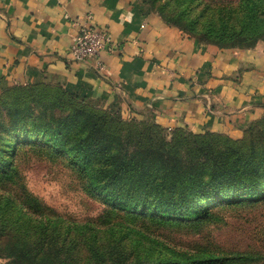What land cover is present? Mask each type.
I'll return each mask as SVG.
<instances>
[{"label": "trees", "instance_id": "1", "mask_svg": "<svg viewBox=\"0 0 264 264\" xmlns=\"http://www.w3.org/2000/svg\"><path fill=\"white\" fill-rule=\"evenodd\" d=\"M174 1L180 12L171 20L163 14L166 5L142 0L166 25L183 26L199 43L236 50L264 43V0H234L219 9L201 7L198 0ZM98 104L60 86L15 87L0 94V188L20 193L18 202L9 201L19 215L36 219L29 226L17 213L6 221L0 212V253L8 264H80L82 249L86 264H264L260 254L225 256L200 246L159 249L155 237L162 230L196 229L215 208L264 203V119L233 141L124 121ZM23 150L61 159L88 198L145 231L100 222L103 227L93 234L94 224L66 222L22 183L13 162ZM10 221L20 224L11 228ZM70 225L76 226L71 232ZM130 239L128 247L124 242Z\"/></svg>", "mask_w": 264, "mask_h": 264}, {"label": "crops", "instance_id": "2", "mask_svg": "<svg viewBox=\"0 0 264 264\" xmlns=\"http://www.w3.org/2000/svg\"><path fill=\"white\" fill-rule=\"evenodd\" d=\"M87 16L116 48L76 63L70 40ZM32 85L60 86L122 120L236 140L264 114V45L199 43L142 0H0V93Z\"/></svg>", "mask_w": 264, "mask_h": 264}, {"label": "rangeland", "instance_id": "3", "mask_svg": "<svg viewBox=\"0 0 264 264\" xmlns=\"http://www.w3.org/2000/svg\"><path fill=\"white\" fill-rule=\"evenodd\" d=\"M198 1L201 3V7L209 4L210 7H218V9L229 8L230 4L234 5V0ZM163 5H166L163 14L171 20L175 19L177 16L175 18L174 16L180 12L179 7L175 5V1L156 0L158 8L163 7ZM186 5L184 4L183 7ZM184 19H187V17ZM174 28L190 38L193 37L191 33L184 30L183 26ZM257 45H264V43L258 42ZM98 105L105 110L102 105ZM263 119L264 114L257 121ZM243 134L244 132L240 138L233 141L242 139ZM17 156L18 159H15L13 165L17 167L18 175L28 192L66 222H73L78 226L86 223L94 224L89 228L93 234H96L95 229L98 225L103 227L100 222L116 224V229L136 227L137 230L145 231V228L141 225L128 224L121 219H115L108 214L107 208L102 204L88 198L82 192L75 175L61 159L49 157L41 151H36V154H33L29 150H23ZM19 194L14 188H0V212L5 215L6 221L17 213V209L9 200L10 198L14 200L15 196ZM14 201L18 202L16 199ZM211 212L213 217L203 222L196 229H168V231L156 232L155 235H161L155 236L159 240V243H157L159 249L162 246L163 248L183 252L200 246L211 247L221 251L225 256L244 253L264 256V203L223 206L222 208L212 209ZM23 214L19 215L17 213V216L22 217L25 225L35 224L36 219L34 217H31L27 212H23ZM18 224H20V221L9 222L11 228H15ZM75 227L70 225L69 231L71 232L72 228ZM155 231L158 230L155 229ZM97 235L102 237L99 232ZM131 241V239L126 240L124 243L130 247ZM149 244L147 243L146 246L149 247ZM80 252L81 254H78V257L82 259L80 264H86L84 260L87 254L86 250L82 249ZM72 255L75 257L73 252ZM4 257V254L0 253V264L9 263V260Z\"/></svg>", "mask_w": 264, "mask_h": 264}, {"label": "built area", "instance_id": "4", "mask_svg": "<svg viewBox=\"0 0 264 264\" xmlns=\"http://www.w3.org/2000/svg\"><path fill=\"white\" fill-rule=\"evenodd\" d=\"M90 21L91 18L87 16L82 23H75L77 31L70 40L68 50L73 62L85 63L97 59L101 51L111 52L116 48L110 36L96 29ZM97 65L102 69L99 63Z\"/></svg>", "mask_w": 264, "mask_h": 264}]
</instances>
